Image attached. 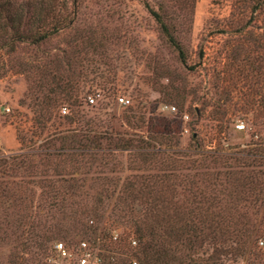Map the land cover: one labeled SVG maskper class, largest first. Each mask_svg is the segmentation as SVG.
Here are the masks:
<instances>
[{"label": "trees", "instance_id": "obj_1", "mask_svg": "<svg viewBox=\"0 0 264 264\" xmlns=\"http://www.w3.org/2000/svg\"><path fill=\"white\" fill-rule=\"evenodd\" d=\"M81 1L0 0V49L19 43L38 46L68 28L79 30ZM250 1L252 11L264 7V0ZM150 11L167 44L184 58L179 40L169 32L160 15ZM92 43L87 42L79 50L73 46L72 52L62 50L65 54L60 58L54 53L52 58L38 64L39 74L34 77L29 74L27 97L34 114L32 134L36 139L18 134L21 143H36L45 129L51 132L42 137L41 143L29 145L27 151L0 153V246L1 243L9 246L5 263L0 264H44L48 247L52 246L49 244L62 232L86 234L90 229L96 232L98 228L92 222L102 218H108L106 222L112 219L111 225H124L128 234L133 233L140 240L143 256L139 258L140 264H165L160 246L164 203L171 210L166 214L168 218H189L190 224L178 228L180 233L207 225L216 245L210 264L228 261L230 264L245 255L246 264H264V251L252 239L264 224L263 218L258 220L256 216L264 192V138L257 142L258 147L242 156L200 150L198 145H203V140L196 141V158L175 160L172 155L181 154L174 135L178 127L166 117L146 116L143 101L134 109L128 107L131 103L123 106L129 112L119 118L131 128L145 129L147 135L93 128L92 124L105 123L85 118L81 113L83 101L87 103L86 97L81 96L83 82L105 87L111 78L86 63L91 61L87 55ZM82 51L84 56L80 57ZM89 74L95 75L89 78ZM96 77L103 80L96 81ZM64 102L71 106L72 113L68 111L63 117L69 123L82 121L84 126L64 129L52 121L54 110L61 113L63 107L59 106ZM220 104L216 100L213 110L206 113V117L217 122L216 137L224 133L227 120ZM208 105L203 99L195 114L201 116ZM59 116L55 114V118ZM118 153L126 155L128 173L124 176L120 174L123 167ZM170 162L176 166L175 173H144L148 168L161 170ZM220 166L225 168L223 173L209 170ZM93 167L109 171L104 176H89ZM232 167L237 169L230 170ZM168 181L172 188L166 194L162 184ZM39 185L45 189L37 194ZM104 199L111 201V210H116V215L104 216ZM195 218L198 221L193 224ZM106 235L103 229L96 236Z\"/></svg>", "mask_w": 264, "mask_h": 264}, {"label": "rangeland", "instance_id": "obj_2", "mask_svg": "<svg viewBox=\"0 0 264 264\" xmlns=\"http://www.w3.org/2000/svg\"><path fill=\"white\" fill-rule=\"evenodd\" d=\"M150 10L160 15L169 32L179 40L184 58L167 44ZM78 21L79 30L68 28L41 45L19 43L0 49V153L27 151L29 145L41 143L42 137L51 132V129H45L36 143H21L18 134L36 139L32 134L34 114L27 97L29 74H33L32 77L39 74L38 64L52 58L54 53L60 58L65 54L62 50L72 52L70 48L73 46L79 50L87 42H93L91 53L87 55L91 58L86 62L89 68L111 78L104 84L106 88L95 82H83L81 96L86 97L87 103L83 101L81 113L85 118L92 117L95 122L105 123L104 126L92 124L93 128L108 127L147 135L145 129L131 128L119 118L122 113L129 112L128 107L134 109L139 101H143L146 116L166 117L178 127L174 135L181 154L172 155L175 160L196 158V141L203 140V145H198L200 150L227 156L234 152L236 156H242L258 147L257 142L264 138V7L252 11L250 0H82ZM83 56L82 51L80 57ZM94 75L89 74V78ZM99 79L102 78L96 77V81ZM95 92H99L100 97L90 103L88 96ZM118 96L129 98L130 106L118 104ZM203 99L209 105L200 116L195 114V109L202 107ZM218 99L227 119L220 137H216L214 128L217 122L206 117ZM172 105L176 111L169 112L166 106ZM64 106L71 114V106L64 102L59 107ZM55 114L60 116L55 118ZM63 114L66 113L54 110L52 121L60 128L84 126L82 121L69 123ZM185 114L187 119L182 117ZM241 123L245 128L240 130L236 124ZM110 129L107 130L111 132ZM194 134L196 138H193ZM118 158L123 167L120 174L124 176L128 173L125 153H118ZM173 164L170 162L161 170L148 168L144 173H175ZM209 170L223 173L225 168L220 166ZM108 171L93 167L89 176H104ZM170 182L162 184L166 194L172 188ZM36 188L38 194L45 186ZM104 201V216L116 215L117 211L111 210V201ZM258 204L260 208L256 216L258 220H264V192ZM162 210L165 216L161 219L160 246L165 264H210L216 245L210 238L207 225L193 227L190 233H180L178 228L181 224H190L189 218H168L166 214L171 210L166 203ZM110 220L90 221L98 228L96 232L91 229L86 234L83 231L62 232L49 244L52 246L48 247L50 250L44 264H52L54 243L63 242L71 249L80 240L99 243L106 262L132 264L136 261L140 264L139 258L143 257L140 240L133 233L128 234L124 225H111ZM197 221L195 218L193 224ZM258 228L252 239L257 248L264 251L258 246V240L264 238V224ZM103 229L107 235L96 236ZM1 244L0 262L5 263L9 246ZM246 261L245 255L230 264H246Z\"/></svg>", "mask_w": 264, "mask_h": 264}, {"label": "built area", "instance_id": "obj_3", "mask_svg": "<svg viewBox=\"0 0 264 264\" xmlns=\"http://www.w3.org/2000/svg\"><path fill=\"white\" fill-rule=\"evenodd\" d=\"M100 97L99 93L88 96V101L90 103H95L96 99ZM117 103L121 106L129 105L130 99L126 96H118ZM166 109L169 112L176 111L175 106H166ZM67 108H62V113H66ZM183 119H187V114L182 116ZM236 128L244 129L245 125L243 123L236 124ZM114 239L116 236L113 237ZM132 243L136 245V241L132 240ZM258 246L264 249V238L258 240ZM53 251L55 257L51 260L52 264H112L106 262L102 255L100 249V244L95 243L89 240H80L73 248L69 249L63 242H56L53 246ZM132 264H136V261H133Z\"/></svg>", "mask_w": 264, "mask_h": 264}]
</instances>
